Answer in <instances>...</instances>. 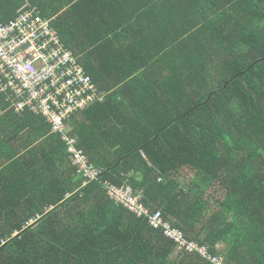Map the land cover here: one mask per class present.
Segmentation results:
<instances>
[{"label":"trees","instance_id":"16d2710c","mask_svg":"<svg viewBox=\"0 0 264 264\" xmlns=\"http://www.w3.org/2000/svg\"><path fill=\"white\" fill-rule=\"evenodd\" d=\"M52 1L64 15L88 0ZM46 2L26 8L47 17ZM103 6L96 21L121 32L108 43L122 49L79 60L107 99L73 115L70 136L102 181L132 185L186 238L230 263L264 264V0ZM0 112V264H212L176 258L161 229L101 182L84 185L41 116L15 115L1 94ZM183 169L194 177L181 180Z\"/></svg>","mask_w":264,"mask_h":264},{"label":"built area","instance_id":"2783aa9c","mask_svg":"<svg viewBox=\"0 0 264 264\" xmlns=\"http://www.w3.org/2000/svg\"><path fill=\"white\" fill-rule=\"evenodd\" d=\"M0 94L15 115L31 112L45 119L51 132L65 142L67 156L77 175L84 178V185L101 182L118 205L161 229L176 244V258L197 254L212 264H233L223 255H213L207 246L186 238L161 211L150 210L132 185L102 181L104 169L91 162L78 146L77 137L70 136L69 121L73 115L105 102V96L63 42L52 18L44 17L36 6L20 11L10 20L0 15ZM39 219L40 216L29 224Z\"/></svg>","mask_w":264,"mask_h":264},{"label":"crops","instance_id":"0c3cea01","mask_svg":"<svg viewBox=\"0 0 264 264\" xmlns=\"http://www.w3.org/2000/svg\"><path fill=\"white\" fill-rule=\"evenodd\" d=\"M2 1L4 0H0V4ZM30 1L31 0L6 1L4 5L5 8H3L4 6L0 7L4 11L2 12L3 17H10L11 19L12 16L15 15V12L17 13L27 9L26 4ZM104 4H106V0H88L87 3L81 8H78L77 11L69 12L63 15L62 11L59 13L54 11L55 7L52 6H55L56 2L52 0H47L46 2V18H52L55 23L54 27L59 32L63 42L71 51L74 52L75 56H77L79 60H83V58L87 57V54L93 53L94 55L91 56L92 60L95 59L99 62L108 60L109 62L113 61L111 56L118 54V51H120L121 44L115 45V43L111 44L108 42L111 41V38L120 35L121 32H112L110 25L101 24L103 21H96L99 20V18H102L99 17L100 13H98V9H103ZM104 21L106 20L104 19ZM100 38H103L104 41H98ZM103 45L106 47L105 50L99 52L100 49H103ZM98 66L101 65L99 64L95 67ZM100 70L103 71L104 67L101 66ZM100 93L105 96L106 100L107 93L101 90Z\"/></svg>","mask_w":264,"mask_h":264},{"label":"rangeland","instance_id":"374dc122","mask_svg":"<svg viewBox=\"0 0 264 264\" xmlns=\"http://www.w3.org/2000/svg\"><path fill=\"white\" fill-rule=\"evenodd\" d=\"M16 132V131H15ZM14 134V133H12ZM183 178H182V175L179 176V178L182 180L184 179H187V180H190L191 178L194 177V170H191V169H183Z\"/></svg>","mask_w":264,"mask_h":264}]
</instances>
